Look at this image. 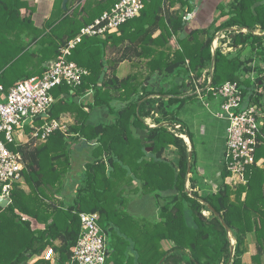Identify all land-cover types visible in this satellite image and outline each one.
Wrapping results in <instances>:
<instances>
[{"label":"trees","instance_id":"16d2710c","mask_svg":"<svg viewBox=\"0 0 264 264\" xmlns=\"http://www.w3.org/2000/svg\"><path fill=\"white\" fill-rule=\"evenodd\" d=\"M62 1L57 0L45 26L38 27L33 20L34 3L0 0V84L5 88L43 75L48 63L60 54L61 46L119 0H86L72 13H68L72 0L67 9H63ZM143 1L141 12L118 31L104 38L83 36L74 47L70 58L89 70L81 86L61 84L52 89L59 99L48 118L59 119L70 112L74 118L69 127L71 140L57 130L41 144L19 147L26 162L23 174L29 191L15 184L11 203L0 207V264H27L48 246L57 254L56 263L43 258L35 264H65L81 233L79 214L97 211L108 235L109 264H246L243 257L252 233L257 243L252 264H264V163L247 166L246 183L227 182L231 171L225 165L217 191L202 195L191 178L192 188L187 187L188 168L190 165L193 170L195 153L192 150L190 161L188 144L168 127L183 125L177 110L191 97L185 95L190 84L172 83L156 89L152 84L155 80L151 81L153 76L170 75L185 66L200 79L203 70L213 65L211 87L237 81L250 102L264 105V65L253 67V57L242 56V49L225 53L218 46L212 51L216 33L226 30L232 47H250L264 61V34L255 33H264V2L230 0L228 9L220 4L219 17L214 16L203 27L192 26L179 9L173 10L181 5L192 11L193 0ZM243 27L252 31L243 32ZM174 36L176 49L170 45ZM108 45L117 50L123 45L122 54L105 60ZM130 57L146 58L148 70L120 78L116 65ZM112 62L114 67L107 73ZM252 71L257 82L246 76ZM207 83L208 78L203 88ZM253 83L263 92L253 88L249 93ZM90 89L94 90L92 101L85 99L90 110L108 108L115 115L112 122L90 121L84 101L78 102V96ZM205 92L216 97L209 88ZM152 113L158 114L155 126L146 121ZM139 130L145 133L138 135ZM262 132L256 161L264 158V125ZM73 142L87 155L82 170L73 166ZM169 150L176 159L168 157ZM65 190L69 192L63 195ZM142 192L156 199L155 218L135 217L126 208L129 198ZM30 218L45 227L34 228ZM165 241L172 246L165 247Z\"/></svg>","mask_w":264,"mask_h":264},{"label":"built area","instance_id":"2783aa9c","mask_svg":"<svg viewBox=\"0 0 264 264\" xmlns=\"http://www.w3.org/2000/svg\"><path fill=\"white\" fill-rule=\"evenodd\" d=\"M143 7V0H119L94 22L84 26L74 39L61 46L60 54L48 64L43 75L20 80L9 88L0 84V197L8 198L11 203V191L15 184L19 183L25 188L23 171L26 162L19 147L28 143L41 144L57 130L69 135L66 123L48 117L51 107L59 99L52 89L61 84L77 88L89 74L87 68L70 58L74 47L82 41L83 36L104 38L108 33L118 31ZM194 14L186 11L184 20L191 21ZM247 77L253 78L254 75L250 73ZM208 88L221 99L219 116L228 121L225 165L231 174L226 181L246 183L247 166L261 164L260 159L256 161L255 155L263 136L264 105L246 103L243 87L237 81H226L218 87ZM92 92L93 89H90L80 96L79 102ZM79 216L81 233L65 264H109L108 235L100 224V213L81 212ZM24 218L29 217L24 215ZM43 257L50 259V256Z\"/></svg>","mask_w":264,"mask_h":264},{"label":"crops","instance_id":"0c3cea01","mask_svg":"<svg viewBox=\"0 0 264 264\" xmlns=\"http://www.w3.org/2000/svg\"><path fill=\"white\" fill-rule=\"evenodd\" d=\"M30 1V0H29ZM32 1V0H31ZM37 2V4L39 5L38 8L36 9V13L35 16L37 15L41 20L39 22H42L41 26H39V23H35L36 26L38 27H43V24L46 23V21L49 19V17L51 16L54 8H55V1L56 0H33V2ZM83 0H81L80 2L76 3L75 5H73V8H77V5H80V7L82 6L81 2ZM86 0H84L85 2ZM258 4L264 2V0H257ZM35 2V3H36ZM34 3V4H35ZM63 3V1H62ZM193 9L192 11L189 12H194V17L193 19L189 22L192 26L193 25H201V26H206L209 25L212 20L213 17L216 16V9L218 7V5L221 3V0H193ZM181 6V5H177L176 7ZM196 6V7H195ZM84 14V13H83ZM47 19L46 21H43L44 19ZM98 18V17H97ZM96 18V19H97ZM38 22V21H37ZM160 31L158 30L155 34L154 37H156L157 35H159ZM258 34V33H257ZM259 34H264V33H259ZM218 39V38H217ZM176 37L174 36L171 40H170V45L173 47V49L177 48V41H176ZM127 43V42H126ZM232 47V46H231ZM123 48L124 46L122 45V47L120 46V48L117 50L118 52V56L119 57L122 52H123ZM234 49V48H233ZM214 47H212V51H214ZM234 52V51H232ZM116 58V57H114ZM114 58L109 60H113ZM108 60V59H107ZM108 60V61H109ZM147 59L146 58H138V57H130L127 58L125 60L120 61L117 65H116V74L122 78L125 77L127 75H129L132 72H136L139 70H142L144 72H146V70H148L147 66L145 67L144 65L146 64ZM114 67V63H110L108 64V69H106L107 73H111L112 69ZM247 76V75H246ZM251 78V77H250ZM252 79V78H251ZM101 84V83H99ZM170 85L173 86L172 83H163V85ZM187 84H191V83H187ZM257 83H253L252 87L249 88L250 92H252L253 88L254 90L259 92L262 91L257 85H255ZM196 85V83H195ZM211 86V81L210 83H207V88ZM258 88V89H257ZM189 88L186 90V94L185 95H191L194 96L195 94L199 95L201 98H203L204 96L207 95V97L210 99V102L207 103V105L209 107L215 106V109H212L214 116L218 119L221 120V117L219 116V112L221 110V99L218 97H212L211 95H209V93L207 92H203L201 89L195 90V88L193 87L191 91H189ZM73 91V90H72ZM75 94V93H74ZM82 96V95H81ZM180 97H183V95H181ZM78 98H80V96H78ZM90 100L92 101V96L89 95ZM88 99V98H87ZM250 100L248 99V97H246V103H249ZM108 112L106 115L103 112ZM90 113V121L94 122V123H98V122H107V120H105L107 118V115L111 114L108 108L102 107V108H96L94 110H89L88 111ZM102 113V114H100ZM104 114V115H103ZM62 119L69 121V124H72L74 122V118L72 116V114L70 112L68 113H63L61 115ZM220 118V119H219ZM181 119V118H180ZM183 125L185 126L183 120L181 119ZM228 125V124H227ZM227 125L225 126V129L223 130L222 125L220 124V122H214L213 124H211V128H212V134L210 135V138H212V140H210L207 144L205 143V140H207V129L208 127L204 124H202L199 127V135H198V139L197 142H195L194 138L191 134V136H189L188 134V141L189 142V151L192 152V150L195 153V157L193 159V170L189 171V173L191 174L189 177V180L187 181V187H191V180L195 181V189L198 190V192L202 195L207 194L209 192H214L217 191L218 188L220 187L222 181H223V177H222V171L225 167V163H226V159H225V151H226V142H227ZM144 130H139V134H143ZM226 133V134H225ZM186 137V136H185ZM196 139V138H195ZM217 141V142H216ZM188 144V143H187ZM77 149V147H76ZM80 151V155L83 156V159H81L83 162L81 165H76V163H74L73 160V166L75 170H82V168L85 167V163L87 160V155L85 154V150L82 148V150H75V152ZM83 151V153H82ZM199 152V154L196 156V152ZM192 159V158H191ZM190 159V161H191ZM261 166L264 163V158H261ZM225 181V180H224ZM137 196V195H135ZM33 222V226L34 228H44L45 225L44 224H40L38 222H36L34 219H32ZM56 244H60V241L57 240ZM250 244V243H249ZM51 247V246H48ZM249 253V251L247 252ZM246 253V254H247ZM255 254V253H253ZM44 252L41 255H34L27 264H35V262L39 259H43ZM56 259H57V255H54V259L51 260L50 263H56ZM245 261H247V259H245Z\"/></svg>","mask_w":264,"mask_h":264},{"label":"rangeland","instance_id":"374dc122","mask_svg":"<svg viewBox=\"0 0 264 264\" xmlns=\"http://www.w3.org/2000/svg\"><path fill=\"white\" fill-rule=\"evenodd\" d=\"M26 1H29V0H26ZM80 1L81 0H72L71 1V6L73 7V5H75L76 3L80 2ZM35 2H33V0H32L31 1V4L34 5L33 3H35ZM56 2H57V0L55 1V4H56ZM86 2L87 1L84 2V0H83L81 2V4H82L81 7H83ZM229 3H230V0H221V3L220 4L224 5L228 9ZM38 4H37V2L35 3V12H34V15H33V20H34V23H36V24L37 23H39V24L41 23L42 24V22H39L41 19L37 15L35 16L36 9L39 6ZM219 5H218V7L216 9V13H215L216 17H219V15H220V10H219L220 7H219ZM81 7H80V5H77V8H81ZM177 9H179L180 13H182V14H184L186 11H188L187 6H178V7H174L173 8V10H177ZM73 10H74V8L73 9H70V11H68V13H72ZM28 13H29V11H28ZM183 19H184V17H183ZM46 20L47 19L45 18L43 21H46ZM41 24L39 26H41ZM45 24H43V27L45 26ZM237 28L238 27H235V29H237ZM212 30L214 31V29H212ZM242 31L243 32H246L247 30L243 27ZM255 33H258L259 34L261 32H260V30H257V31H255ZM229 34H230V32H228L226 30L218 31L216 33L215 39L213 40L212 47H214V49H216L218 46H222V48L224 49V52L225 53L232 52V51H234V52L237 53V52L241 51V49H242V51H241L242 52V56L244 55L246 57H253V60H254V62L252 63L253 67L264 65V61L262 60V58H260L256 54V52L252 51V49L250 47H244V48H239V49H236L235 47H231ZM25 39L26 40H29L30 37H25ZM34 47H36V46L34 45L32 47V49H34ZM117 52L118 51H117L116 48L111 47L110 45H108L106 47V50H105L104 59L105 60H107V59L109 60V58L112 59L114 57H117L118 56V53ZM232 54H234V53H232ZM187 65H188V63H187ZM144 66L146 67V64ZM212 72H213V65L205 68L203 70V72H202V75H201L200 79H199L197 77L196 72L191 71V70H188L186 68V66H185V67L177 70L173 74L166 75L167 77L161 75L158 78H154L155 76H153V78H152L153 80H151V81H154L155 80L152 84L156 86V87L153 86L156 89H160L161 87H163V83H191L190 84L189 91H191L192 88L194 87L195 90H198L199 91L201 89L204 92L207 89V87L206 88H203V84L206 82V79L207 78H208V83H210L211 79L209 78V76L211 75ZM251 75H254V77L252 78V81L253 82H257V80H256L257 74H255V72L252 71L251 72ZM100 83H102V80L100 81ZM195 83H196V85H195ZM188 88L189 87L187 86L185 89L187 90ZM156 89H154V90H156ZM140 91L142 92V88H140ZM93 93H94V90H93L91 96L93 95ZM140 93H138L135 97H138L140 95ZM87 98H88V100H90L89 96H87L85 99H87ZM85 99L83 100L84 103H85V106H86L85 109L87 111H89L90 110V106H88V104H87V102H86ZM248 99H250V98L248 97ZM79 101L80 100L78 98V102ZM208 102H210V99L207 97V95L204 96L203 98H201L197 94H195L194 96L188 97L186 99L185 103L182 104V106L179 107V109L177 110V114L183 120L185 126H183L181 124H174V125H169V123H164V124L169 125L168 128L171 131L175 132L180 137H183L185 141H186L185 136H187V138L189 137L187 135V133H185V132H188L189 134H191L193 137L196 138V139L194 138L195 142H197V139L199 138L198 137V135H199L198 134L199 133V127L202 124H204V125H206L208 127V129H207V132H208L207 133V140H205V143L207 144L210 140H212V138H210V135L212 134V128L210 126L211 124H213L214 122H218L219 121L220 124L222 125L223 130L225 129V126L228 124V121L226 119L221 118V120H218L214 116V113H213L212 109H215L216 110V107L215 106H212V109H211V107H209L207 105ZM117 103H119V102H117ZM103 113H105V115H106L108 112L106 111V112H103ZM100 114H102V113H100ZM114 117H115L114 114H109V115H107V118L105 120H107L109 122H112L113 119H114ZM157 117H158V114H153L152 113L150 115V117H147L146 118V121H147V123H150L151 126H155L157 124L155 123L154 120ZM58 120H60L61 122H64V123L67 124V126H68V134L69 135H66V134L65 135L67 136V139L70 141L71 138H72L71 137L72 136V133L69 132V129H70L69 127H70L71 124H69V121L64 120L62 118H59ZM137 134L140 135L139 132H137ZM186 143H188V145H189V142L186 141ZM36 145L37 144H35V143H32L31 144V146H33V147L36 146ZM76 147H77V149L82 150V149H80L77 146V143H74L73 142V148H76ZM148 150L151 151L152 150V147H148ZM167 152H168L167 155H168L169 158H173V157L175 158L176 157L173 154V151L172 150H169ZM82 153H83V151H82ZM198 154H199V152L197 151L196 152V156ZM81 159H83V156L80 155V151L75 152V155H74V158H73L74 163H76V165L77 164L78 165H81L82 162H83ZM188 175L190 176L191 174L189 173ZM66 183L67 182H65V184ZM24 186H25V189L27 191H29L28 185L25 184ZM68 192L69 191L65 190L63 192V195H66ZM126 208L135 217H137V216H146V217H150V218H155L156 215H157V211H158V206L156 204V199L154 198V196L151 195V194H146V193L143 194V192L140 195H137V196L133 195V196H131V199L129 198V201H128V204H127ZM205 213H207V215L210 214V212L208 210H206ZM100 224H101V222H100ZM101 226H102V224H101ZM234 241L235 240L232 239V242L233 243H234ZM249 243H250L249 244V249H248L249 253L245 254L244 257H243L244 258V262L246 264H252V262H253L252 261V255H253V253H256L257 252L256 236H255L254 233H252V234L249 235ZM164 246L167 247V248H170L172 246V243L169 242V241H165L164 242ZM55 254H56V252L53 250L52 247L47 248L45 250V252H44L45 257L46 256H50V260H53L54 259V255ZM245 259H247V261H245ZM263 263H264V259H263Z\"/></svg>","mask_w":264,"mask_h":264},{"label":"water","instance_id":"95a60500","mask_svg":"<svg viewBox=\"0 0 264 264\" xmlns=\"http://www.w3.org/2000/svg\"><path fill=\"white\" fill-rule=\"evenodd\" d=\"M68 1L69 0H63V3H62V7H63V9H67V3H68ZM247 31H252L251 29H249V28H247V27H244ZM189 156H190V159L192 158V152L190 151V153H189ZM191 170V166L189 165V168H188V171H190ZM9 203H10V200L8 199V198H4V197H0V207H3V208H5V207H7L8 205H9ZM209 207L212 209V210H214L215 211V209L211 206V205H209ZM215 214L216 215H220L217 211H215ZM223 221V223L226 225V223L224 222V220H222ZM233 253H234V248L232 249V256H233ZM163 261V260H162Z\"/></svg>","mask_w":264,"mask_h":264},{"label":"bare ground","instance_id":"6f19581e","mask_svg":"<svg viewBox=\"0 0 264 264\" xmlns=\"http://www.w3.org/2000/svg\"><path fill=\"white\" fill-rule=\"evenodd\" d=\"M219 43V42H218ZM186 138V140L188 141V138H187V136L185 137Z\"/></svg>","mask_w":264,"mask_h":264}]
</instances>
